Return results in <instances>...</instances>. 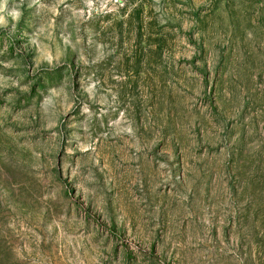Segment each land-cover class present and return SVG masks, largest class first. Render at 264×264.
<instances>
[{"label": "rangeland", "instance_id": "1", "mask_svg": "<svg viewBox=\"0 0 264 264\" xmlns=\"http://www.w3.org/2000/svg\"><path fill=\"white\" fill-rule=\"evenodd\" d=\"M0 264H264V0H0Z\"/></svg>", "mask_w": 264, "mask_h": 264}]
</instances>
